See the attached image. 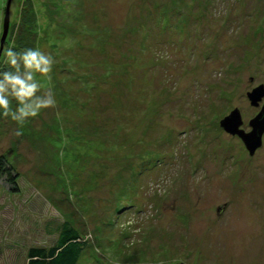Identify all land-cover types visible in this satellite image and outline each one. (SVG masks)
<instances>
[{"label": "rangeland", "instance_id": "374dc122", "mask_svg": "<svg viewBox=\"0 0 264 264\" xmlns=\"http://www.w3.org/2000/svg\"><path fill=\"white\" fill-rule=\"evenodd\" d=\"M7 1L0 49L34 32L57 104L21 136L0 119L18 175L0 180V264L65 223L78 264H264V134L250 154L221 127L238 110L250 132L264 107L247 99L264 90V0H11L1 46Z\"/></svg>", "mask_w": 264, "mask_h": 264}, {"label": "clouds", "instance_id": "9594fccd", "mask_svg": "<svg viewBox=\"0 0 264 264\" xmlns=\"http://www.w3.org/2000/svg\"><path fill=\"white\" fill-rule=\"evenodd\" d=\"M55 56L39 46L17 48L13 40L0 49V119L23 125L57 104L52 90Z\"/></svg>", "mask_w": 264, "mask_h": 264}, {"label": "trees", "instance_id": "16d2710c", "mask_svg": "<svg viewBox=\"0 0 264 264\" xmlns=\"http://www.w3.org/2000/svg\"><path fill=\"white\" fill-rule=\"evenodd\" d=\"M29 1L30 0H26L25 3L27 4ZM6 4L4 8H6ZM32 7L33 4H31V8L27 7V10L23 11V14L25 13L24 16L28 18L29 21L36 20L34 8ZM28 10H30L29 14L27 13ZM28 26L30 27V25ZM29 33L32 34V36L34 34V32H29V30H27V37H30L28 36ZM23 35L21 36L22 38H20L19 42L20 44H24V46H19V48L27 47V43L29 41L28 39H30ZM61 70L64 71V69ZM2 178L6 180L7 185L10 186L12 190L16 189L15 182L18 179V175L5 160L4 156L0 157V180ZM86 247L87 243L83 240L79 233L70 224L65 223L60 229L56 244L50 249H30L27 253L26 264H78Z\"/></svg>", "mask_w": 264, "mask_h": 264}, {"label": "water", "instance_id": "95a60500", "mask_svg": "<svg viewBox=\"0 0 264 264\" xmlns=\"http://www.w3.org/2000/svg\"><path fill=\"white\" fill-rule=\"evenodd\" d=\"M11 0L7 1L5 8V18L3 25V36L1 40V46H3L5 36L9 27V9H10ZM2 48V47H1ZM263 86L253 89L250 93L247 94V99L249 100L251 106H257L258 102L262 99L264 95ZM240 113L238 110L232 111L229 116L225 117L221 122V127L223 130L231 135H237L238 138L243 142L247 151L250 154H253L254 151L260 147L262 143V136L264 134V107L261 112L249 122L251 131L244 132L238 130V127L241 125Z\"/></svg>", "mask_w": 264, "mask_h": 264}]
</instances>
